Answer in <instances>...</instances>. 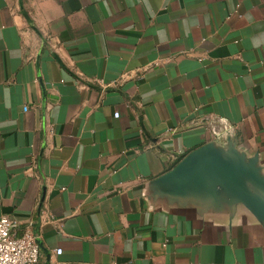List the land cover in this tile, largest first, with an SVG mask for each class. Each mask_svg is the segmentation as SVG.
I'll return each instance as SVG.
<instances>
[{
    "label": "crops",
    "instance_id": "0c3cea01",
    "mask_svg": "<svg viewBox=\"0 0 264 264\" xmlns=\"http://www.w3.org/2000/svg\"><path fill=\"white\" fill-rule=\"evenodd\" d=\"M213 128L264 175V0H0V218L37 264H264L244 205L156 184Z\"/></svg>",
    "mask_w": 264,
    "mask_h": 264
},
{
    "label": "water",
    "instance_id": "95a60500",
    "mask_svg": "<svg viewBox=\"0 0 264 264\" xmlns=\"http://www.w3.org/2000/svg\"><path fill=\"white\" fill-rule=\"evenodd\" d=\"M225 138V147L214 142L201 146L156 184L173 199H199L203 207L218 205L225 196L230 212L242 204L264 224V175L258 167L259 156L247 157L236 148L231 135Z\"/></svg>",
    "mask_w": 264,
    "mask_h": 264
},
{
    "label": "built area",
    "instance_id": "2783aa9c",
    "mask_svg": "<svg viewBox=\"0 0 264 264\" xmlns=\"http://www.w3.org/2000/svg\"><path fill=\"white\" fill-rule=\"evenodd\" d=\"M119 113H115L118 117ZM228 133L217 132L213 128V135L217 139ZM15 221L8 216L0 218V264H37L41 258V248L38 236L31 230H26L21 236L14 232ZM57 254L62 249L56 250Z\"/></svg>",
    "mask_w": 264,
    "mask_h": 264
}]
</instances>
